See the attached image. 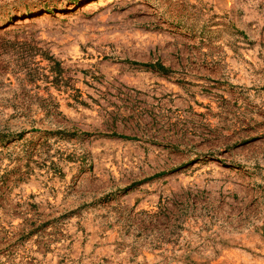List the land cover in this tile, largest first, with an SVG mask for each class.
Listing matches in <instances>:
<instances>
[{
    "label": "rangeland",
    "instance_id": "obj_1",
    "mask_svg": "<svg viewBox=\"0 0 264 264\" xmlns=\"http://www.w3.org/2000/svg\"><path fill=\"white\" fill-rule=\"evenodd\" d=\"M0 264H264V0H0Z\"/></svg>",
    "mask_w": 264,
    "mask_h": 264
}]
</instances>
